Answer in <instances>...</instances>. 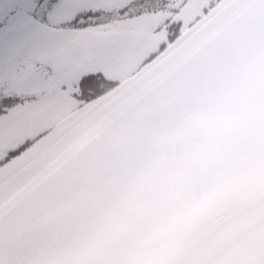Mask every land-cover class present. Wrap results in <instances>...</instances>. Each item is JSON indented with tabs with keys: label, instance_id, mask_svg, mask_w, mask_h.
Here are the masks:
<instances>
[{
	"label": "snow or ice",
	"instance_id": "1",
	"mask_svg": "<svg viewBox=\"0 0 264 264\" xmlns=\"http://www.w3.org/2000/svg\"><path fill=\"white\" fill-rule=\"evenodd\" d=\"M0 264H264V0H0Z\"/></svg>",
	"mask_w": 264,
	"mask_h": 264
},
{
	"label": "clouds",
	"instance_id": "2",
	"mask_svg": "<svg viewBox=\"0 0 264 264\" xmlns=\"http://www.w3.org/2000/svg\"><path fill=\"white\" fill-rule=\"evenodd\" d=\"M152 201L131 242L157 257L165 256L178 245L190 244V238L179 223L186 207L185 196L161 180Z\"/></svg>",
	"mask_w": 264,
	"mask_h": 264
}]
</instances>
